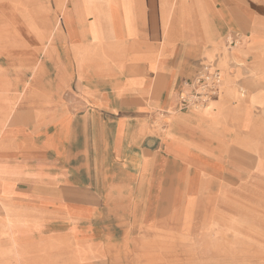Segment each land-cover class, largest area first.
I'll list each match as a JSON object with an SVG mask.
<instances>
[{
    "label": "crops",
    "instance_id": "0c3cea01",
    "mask_svg": "<svg viewBox=\"0 0 264 264\" xmlns=\"http://www.w3.org/2000/svg\"><path fill=\"white\" fill-rule=\"evenodd\" d=\"M37 2L31 30L0 0V232H194L199 205L251 183L264 0ZM203 68L221 96L182 107Z\"/></svg>",
    "mask_w": 264,
    "mask_h": 264
},
{
    "label": "rangeland",
    "instance_id": "374dc122",
    "mask_svg": "<svg viewBox=\"0 0 264 264\" xmlns=\"http://www.w3.org/2000/svg\"><path fill=\"white\" fill-rule=\"evenodd\" d=\"M22 2L19 17L34 30L40 6L37 0ZM3 21L0 14V25ZM222 88L223 80L214 99ZM17 109L12 108L9 123L15 121ZM257 158H246L252 171L249 185L236 183L225 201L199 205L194 232L178 231L174 222L170 232H104L102 240L98 232H84L78 223L75 232H0V264H264V155ZM213 208L218 225L203 229L201 213Z\"/></svg>",
    "mask_w": 264,
    "mask_h": 264
},
{
    "label": "built area",
    "instance_id": "2783aa9c",
    "mask_svg": "<svg viewBox=\"0 0 264 264\" xmlns=\"http://www.w3.org/2000/svg\"><path fill=\"white\" fill-rule=\"evenodd\" d=\"M239 42V36L233 35L227 38L226 47H234ZM221 76L217 72L203 68L193 80V91L191 93H181L179 96L182 107L191 104L206 103L213 96L217 95L221 84Z\"/></svg>",
    "mask_w": 264,
    "mask_h": 264
},
{
    "label": "bare ground",
    "instance_id": "6f19581e",
    "mask_svg": "<svg viewBox=\"0 0 264 264\" xmlns=\"http://www.w3.org/2000/svg\"><path fill=\"white\" fill-rule=\"evenodd\" d=\"M238 43V42H237ZM226 46V45H225ZM235 46H237V44L235 45ZM234 46V47H235ZM233 48V47H232ZM213 98V97H212ZM212 98L209 100V101H207L205 104L204 103H198L199 105H201V106H205V105H208L209 103H210V101L212 100Z\"/></svg>",
    "mask_w": 264,
    "mask_h": 264
}]
</instances>
